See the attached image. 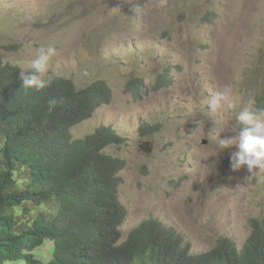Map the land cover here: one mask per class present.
Returning a JSON list of instances; mask_svg holds the SVG:
<instances>
[{"label": "rangeland", "instance_id": "374dc122", "mask_svg": "<svg viewBox=\"0 0 264 264\" xmlns=\"http://www.w3.org/2000/svg\"><path fill=\"white\" fill-rule=\"evenodd\" d=\"M42 44L58 50L45 79L68 77L79 88L104 79L112 88L111 102L71 132L81 139L111 126L127 139L105 149L126 161L122 241L157 218L193 253L225 236L241 249L250 220L264 213V183L248 179L246 166L233 170L238 146L217 150L218 133H236L221 131L206 100L230 86L264 107V0H0L5 61L27 68ZM134 79L141 84L131 90Z\"/></svg>", "mask_w": 264, "mask_h": 264}, {"label": "trees", "instance_id": "16d2710c", "mask_svg": "<svg viewBox=\"0 0 264 264\" xmlns=\"http://www.w3.org/2000/svg\"><path fill=\"white\" fill-rule=\"evenodd\" d=\"M20 69L0 54V264H264V216L251 221L242 249L222 237L193 254L174 227L154 218L122 241L118 188L126 162L104 149L126 139L111 126L77 140L70 132L111 101L110 85L97 79L79 88L58 75L46 89H25ZM52 98L58 103L49 110Z\"/></svg>", "mask_w": 264, "mask_h": 264}, {"label": "clouds", "instance_id": "9594fccd", "mask_svg": "<svg viewBox=\"0 0 264 264\" xmlns=\"http://www.w3.org/2000/svg\"><path fill=\"white\" fill-rule=\"evenodd\" d=\"M6 45H10V44H6ZM5 51H17V50H5ZM57 55H58V50L56 47L51 46V45H43L42 44L36 50V54H35L34 58L29 62L27 68H21L20 69L21 70L20 71V79L22 80V87L25 89L35 88L37 90H43V89H46L47 87H49L51 85V81L49 79H45L44 76L49 71L53 57H55ZM29 69L34 70L33 74H29V73L27 74ZM167 70L168 69H166L164 71V73H167ZM138 82L139 83L136 84L134 86V88L131 90H136L140 87L141 81L139 80ZM164 82H165V80H162L161 85ZM130 86H131V84L129 85V87ZM112 97H113V92H112ZM111 100H112V98H111ZM57 103H58V101L55 98L50 99L48 102L49 110L53 109L57 105ZM105 104H107V103H105ZM206 104H208L210 106L212 113L216 114V116H219V124L224 123L226 125L225 127L222 128L221 131H223L224 129H228L231 132L236 133V135L229 137V138H226V139H220L219 133H218L217 145H216L217 150L225 149V148H228V147L233 146V145L238 146V151L233 152L231 155V162H232L231 167L233 168V170H237L241 166H246L248 171L252 173V176L248 177V179L255 178L258 183H264V107L258 106L257 99H256L255 95L249 94L247 96V98H241L240 96H238L234 92V90L230 86H225L221 89L216 90L206 100ZM81 123H79V124H81ZM79 124H77V125H79ZM77 125H75V126H77ZM75 126H73V127H75ZM72 128H71V130H72ZM71 130H70V132H71ZM113 130L116 131L115 129H113ZM116 133H118V132L116 131ZM71 135H72L73 140H77V139L73 138L72 132H71ZM88 135H90V134H88ZM144 136H147V135H144ZM81 139H83V138H81ZM126 141H127V139H126ZM126 141H125V143L119 144V145L110 144L105 149H107L108 147L113 146V145H115V146L125 145ZM105 149H104V152H105ZM110 156H112V155H110ZM113 157H119V156H113ZM125 167H126V165H125ZM125 167H124V169H125ZM120 173H119V177H120ZM120 184H121V182H120ZM119 187H120V185H119ZM118 202H119L121 209H123V211H124V214L122 215V222L119 226V228L121 230V226H122L123 219L125 216V208L120 203V200H119V188H118ZM263 216H264V213L260 218H252L250 220V226H251V221L253 219H261ZM151 219H153V218H150L146 221H149ZM154 219H157V218H154ZM138 227L139 226H137L136 228H138ZM165 227H167V226H165ZM136 228H134V229H136ZM176 231L178 232L177 229H176ZM251 231H252V226H251ZM129 234H128V236H129ZM179 234L184 239V236L181 233H179ZM250 234H251V232H250ZM250 234H249V236H250ZM128 236H127V238H128ZM225 237H227V236H225ZM121 239H122V236H121ZM184 241H185V239H184ZM185 243L188 244L186 241H185ZM190 249H191V247H190ZM191 253H193L192 250H191ZM193 254H200V253H193Z\"/></svg>", "mask_w": 264, "mask_h": 264}, {"label": "bare ground", "instance_id": "6f19581e", "mask_svg": "<svg viewBox=\"0 0 264 264\" xmlns=\"http://www.w3.org/2000/svg\"><path fill=\"white\" fill-rule=\"evenodd\" d=\"M46 137V136H45ZM58 138V137H57ZM65 139V138H64ZM59 142V141H58Z\"/></svg>", "mask_w": 264, "mask_h": 264}]
</instances>
